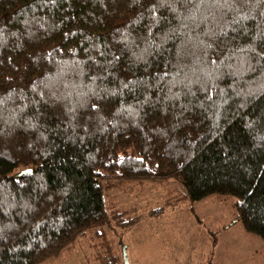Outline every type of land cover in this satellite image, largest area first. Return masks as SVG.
Segmentation results:
<instances>
[{
	"label": "trees",
	"instance_id": "16d2710c",
	"mask_svg": "<svg viewBox=\"0 0 264 264\" xmlns=\"http://www.w3.org/2000/svg\"><path fill=\"white\" fill-rule=\"evenodd\" d=\"M164 179L234 197L264 241V0H0V264L122 225L103 191Z\"/></svg>",
	"mask_w": 264,
	"mask_h": 264
},
{
	"label": "rangeland",
	"instance_id": "374dc122",
	"mask_svg": "<svg viewBox=\"0 0 264 264\" xmlns=\"http://www.w3.org/2000/svg\"><path fill=\"white\" fill-rule=\"evenodd\" d=\"M182 192L173 179L141 186L128 180L105 189L108 213L114 208L130 212L122 216L125 226L110 220L91 228L72 247L39 264H105L104 242L120 257L124 246L128 264H264V241L236 220L234 197L210 195L191 202L179 198ZM100 230L105 241L96 234Z\"/></svg>",
	"mask_w": 264,
	"mask_h": 264
},
{
	"label": "water",
	"instance_id": "95a60500",
	"mask_svg": "<svg viewBox=\"0 0 264 264\" xmlns=\"http://www.w3.org/2000/svg\"><path fill=\"white\" fill-rule=\"evenodd\" d=\"M29 171H30V169L20 170L17 173V175L19 176L21 174L28 173ZM121 258H122L123 264H128V259L126 256V248L124 246H122V248H121Z\"/></svg>",
	"mask_w": 264,
	"mask_h": 264
}]
</instances>
